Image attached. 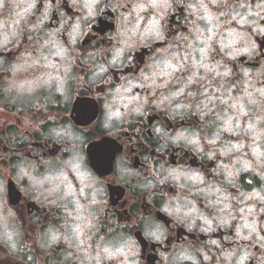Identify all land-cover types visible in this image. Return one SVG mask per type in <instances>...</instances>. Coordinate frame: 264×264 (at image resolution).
Returning <instances> with one entry per match:
<instances>
[{
  "label": "clouds",
  "instance_id": "9594fccd",
  "mask_svg": "<svg viewBox=\"0 0 264 264\" xmlns=\"http://www.w3.org/2000/svg\"><path fill=\"white\" fill-rule=\"evenodd\" d=\"M0 264H264V0H0Z\"/></svg>",
  "mask_w": 264,
  "mask_h": 264
}]
</instances>
